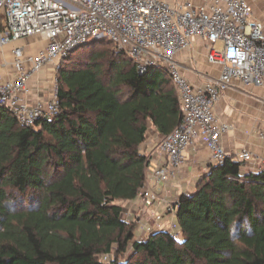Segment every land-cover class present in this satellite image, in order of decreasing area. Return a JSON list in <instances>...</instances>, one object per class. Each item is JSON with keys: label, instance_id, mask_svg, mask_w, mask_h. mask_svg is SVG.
<instances>
[{"label": "trees", "instance_id": "obj_1", "mask_svg": "<svg viewBox=\"0 0 264 264\" xmlns=\"http://www.w3.org/2000/svg\"><path fill=\"white\" fill-rule=\"evenodd\" d=\"M82 48L58 75V116L30 128L0 107V264H264V170L232 159L178 199L180 239H137L123 204L145 188L150 125L165 138L181 123L178 91L122 52L78 63Z\"/></svg>", "mask_w": 264, "mask_h": 264}, {"label": "built area", "instance_id": "obj_2", "mask_svg": "<svg viewBox=\"0 0 264 264\" xmlns=\"http://www.w3.org/2000/svg\"><path fill=\"white\" fill-rule=\"evenodd\" d=\"M0 22V53L10 50L16 77L0 81V107L21 125L32 128L60 113L59 84L51 99L32 103L33 81L87 46L89 39L104 38L128 54L139 73L162 69L178 91L183 116L159 144V163L151 169L156 185L167 188L182 172L186 151L198 145L217 163L232 159L244 167L254 162L255 155L247 149L236 156L225 151L229 126L216 114L218 102L234 84L264 90V21L254 17L249 0H206L199 7L164 0H0ZM194 38L208 41V60L221 71L200 87L190 84L175 56L190 49ZM29 46L32 51L27 53ZM259 136L264 140V131ZM164 199L149 188L138 196L153 210V223L142 228L144 234L165 230L157 210ZM166 206L167 214L176 216V204ZM168 232L181 237L177 223ZM103 261L109 263L110 257Z\"/></svg>", "mask_w": 264, "mask_h": 264}, {"label": "crops", "instance_id": "obj_3", "mask_svg": "<svg viewBox=\"0 0 264 264\" xmlns=\"http://www.w3.org/2000/svg\"><path fill=\"white\" fill-rule=\"evenodd\" d=\"M164 1L170 4L176 2L191 3L194 7L202 6L206 2V0ZM249 2L254 8V17L264 21V0H249ZM32 41L29 40L27 43ZM208 54V41L194 38L190 49L175 55L181 72H183L190 84L195 87L202 86L208 77L216 78L220 75L221 71H219L218 65L209 62ZM48 68L31 85L29 101L32 103L39 100V85H41L39 82L45 79L46 73L49 71ZM15 78L11 52L6 50L4 53H0V81H14ZM263 98V89L245 87L236 83L225 92L216 107L218 119L229 126L223 137L225 151L232 156L240 154L243 149L251 151L255 155V160L249 165H245L244 169L252 172H259L264 164V140L259 136V132L264 131ZM146 138V143L141 147V152L148 156L150 164L147 169L148 176L144 189L149 188L158 194L161 199L165 198L164 204H160L157 210L163 215L162 225L165 228L164 231H168L171 224L177 223V218L167 214V203L177 204L181 195L194 193L197 181L209 173L210 166L217 162L213 160L211 152L204 145H198L194 150L186 151V161L179 176L174 178L167 185V188L158 186L152 178L151 169L159 163L158 148L163 137H159L155 128L150 125ZM125 204L131 206L128 216L134 218L133 222L138 225L137 239H147L150 233L148 235L144 234L142 228L153 223V219H151L153 210L149 207L147 208L138 198L131 202H125ZM124 215L125 208L123 220L132 222L131 220H126Z\"/></svg>", "mask_w": 264, "mask_h": 264}, {"label": "rangeland", "instance_id": "obj_4", "mask_svg": "<svg viewBox=\"0 0 264 264\" xmlns=\"http://www.w3.org/2000/svg\"><path fill=\"white\" fill-rule=\"evenodd\" d=\"M92 41H94L93 39H89V42L91 43ZM109 42L107 41H103L102 39L96 40L94 41V43H92L91 45H88L84 48H82L81 50H79L78 55L75 56L76 59H78V63H82V62H86L88 61V57L90 54H94V52H100V51H105V52H112L113 55L110 57L111 61L112 60H117L118 56H119V52L124 53L126 56H128V54H126L124 51H120L115 45H112L111 43L107 44ZM32 48L31 46H29V48L26 50L27 53L31 52ZM110 55V53H109ZM129 57V56H128ZM110 61V63H111ZM108 66V64H107ZM64 67L63 61L62 63L59 64H54L51 65L48 68V72L46 73V77L43 81H40L39 83L41 85H39V90H40V96H39V100H49L52 98V94L53 91L56 89V86H58L59 84V73L62 70V68ZM123 207L125 208V219L126 220H131L133 221L134 218H131L130 216H128L131 206L127 205V204H123ZM128 256H126L125 258H127ZM122 259H124V257H122Z\"/></svg>", "mask_w": 264, "mask_h": 264}]
</instances>
